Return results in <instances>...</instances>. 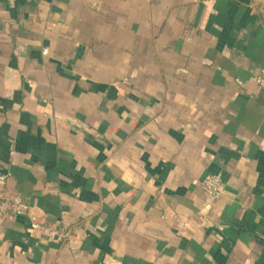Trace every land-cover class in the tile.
I'll list each match as a JSON object with an SVG mask.
<instances>
[{
  "label": "crops",
  "instance_id": "0c3cea01",
  "mask_svg": "<svg viewBox=\"0 0 264 264\" xmlns=\"http://www.w3.org/2000/svg\"><path fill=\"white\" fill-rule=\"evenodd\" d=\"M261 73L252 0H0V264H264Z\"/></svg>",
  "mask_w": 264,
  "mask_h": 264
},
{
  "label": "built area",
  "instance_id": "2783aa9c",
  "mask_svg": "<svg viewBox=\"0 0 264 264\" xmlns=\"http://www.w3.org/2000/svg\"><path fill=\"white\" fill-rule=\"evenodd\" d=\"M256 83L264 90V73L256 77ZM5 175L0 174V226L8 216L20 215L25 213V205L20 195L13 194L7 196L4 193ZM221 179L215 175H206L200 181V188L211 198H218L224 191ZM34 229L39 230L44 236L51 239L55 235L66 236L67 231L60 233L56 228L47 224H33Z\"/></svg>",
  "mask_w": 264,
  "mask_h": 264
},
{
  "label": "rangeland",
  "instance_id": "374dc122",
  "mask_svg": "<svg viewBox=\"0 0 264 264\" xmlns=\"http://www.w3.org/2000/svg\"><path fill=\"white\" fill-rule=\"evenodd\" d=\"M255 8L259 11L260 15L264 20V0H252Z\"/></svg>",
  "mask_w": 264,
  "mask_h": 264
}]
</instances>
